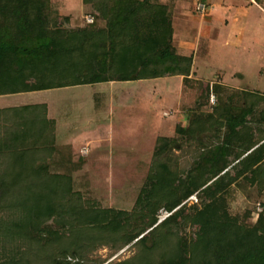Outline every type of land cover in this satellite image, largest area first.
<instances>
[{
  "label": "trees",
  "instance_id": "1",
  "mask_svg": "<svg viewBox=\"0 0 264 264\" xmlns=\"http://www.w3.org/2000/svg\"><path fill=\"white\" fill-rule=\"evenodd\" d=\"M48 2L0 0V97L167 77H183L186 86L192 80L194 56L179 55L173 12L166 5L154 0H84L92 6L97 24L72 31L64 27L70 18L49 12ZM100 21L106 27H100ZM206 90L208 98L209 85ZM213 90L218 102L213 114L197 106L188 127L177 128L176 138L160 140L158 168L137 202L144 211L164 206L172 212L196 192L179 190L185 181L179 178L173 150L187 144L188 150L195 148L190 170L194 181L207 186L199 194L200 205L181 207L148 234L154 217L140 227L136 220L143 216L136 211L85 210L73 202L66 175L49 176L48 167L32 164L37 144L55 141L56 123L48 119L46 105L1 109L0 207L8 204L21 215L0 228L2 237L25 241L29 247L48 246L36 264H82L68 257H82L102 245L117 252L133 241L142 251L122 264H264V214L252 228L230 215L227 194L235 179L226 171L238 162L233 166L236 179L247 174L252 184L264 182V145L255 149L264 140V129L256 138L252 127L264 125V94L224 85H214ZM52 219L58 227L49 225ZM78 223L85 228L73 233ZM189 223L208 230L189 241L180 236ZM155 235L162 242L158 257L157 243L147 246ZM14 263L33 264L23 256Z\"/></svg>",
  "mask_w": 264,
  "mask_h": 264
},
{
  "label": "rangeland",
  "instance_id": "2",
  "mask_svg": "<svg viewBox=\"0 0 264 264\" xmlns=\"http://www.w3.org/2000/svg\"><path fill=\"white\" fill-rule=\"evenodd\" d=\"M154 1L166 5L173 12L178 35L186 33L192 36L203 19L198 11V4L208 5L210 2V0ZM229 2L241 6V9H235L232 13V16H238L237 22L231 17L229 27H220L223 34L230 35L229 47L226 48L219 41V46L212 50L211 55L199 59L201 65L200 68L196 66L195 71L207 81L190 80V83L183 87L187 92L183 98L178 78H160L78 86L0 99V108L46 105L48 119L56 123L54 142L51 140L41 142L37 144L38 148L29 149L30 151L35 149L36 155L30 153L32 164L36 167L43 165L48 167L49 176L66 175L71 183L70 194L73 202L75 200L76 205H82L85 210L93 209L95 212L114 210L131 215L136 211L138 216L140 214L143 216L136 220L140 227L148 226L154 217L155 225L149 227L145 234L152 232L181 207L188 209L200 205L199 194H202L207 186L201 188L194 181L193 170H190L194 157L191 150L195 148L188 150L187 144L177 145L173 150L179 178L183 177L185 181L179 186V190L185 188L196 192L172 212L164 206L154 211H144L137 202L147 187L149 178L158 168L157 146L160 140L176 138L177 128L188 127L189 115L197 106H201L202 113L213 114L218 102L213 90L216 84L213 85L212 80L223 79L225 75L224 80L231 85L229 88L232 90L248 89L264 94V12L258 7L251 6L253 16L247 18V7H250L247 0ZM260 6L264 9V3ZM48 8L49 12H57L59 18H70V24L64 27L72 31L88 29L97 24L92 6H86L84 0H49ZM226 8H221L223 10L217 15L219 18L226 17ZM98 25L106 27L105 22L100 21ZM219 26L222 25L218 23ZM194 49L193 44L187 45L182 52L190 55L194 53ZM208 85L210 93L209 97L205 98ZM212 95L216 98L215 105L211 103ZM252 127L256 138L264 129V125L254 124ZM221 131L220 140L223 142L226 130ZM262 145L264 140L255 149ZM248 154L243 156V159ZM233 166L226 170L231 174V179H235L228 188L227 209L243 227L252 228L259 224L260 217L264 214V182L252 184L247 180V174L236 179ZM186 170L190 171V174H184L183 171ZM248 178L252 179L253 173H249ZM17 215L21 216L8 204L0 207V228L17 221L19 219ZM118 217L125 219L124 216ZM49 225L57 226L55 219H52ZM81 228L82 230L85 228L84 224L78 223L73 230ZM207 230L206 226L189 223L180 231V236L193 241ZM67 232L63 233L68 235ZM68 236L66 238H70L71 234ZM156 236L153 238L154 242H148L147 246H153L156 242L158 245L156 252H160L162 242ZM136 243L137 241H133L117 252L108 245H102L82 254V257L75 259L68 257V261L82 264H122L141 253V247L136 246ZM44 246L38 244L29 247L25 241L13 243L11 240H5L0 234V262L13 264L16 260L21 261L23 256L36 264L50 250L48 246L46 248ZM160 254L161 252L154 255L158 257ZM33 257L38 259L33 260Z\"/></svg>",
  "mask_w": 264,
  "mask_h": 264
},
{
  "label": "crops",
  "instance_id": "3",
  "mask_svg": "<svg viewBox=\"0 0 264 264\" xmlns=\"http://www.w3.org/2000/svg\"><path fill=\"white\" fill-rule=\"evenodd\" d=\"M261 3H264V0H247V5H250V7H247V18L248 16H253L251 15L252 13V7H258L259 9H261L264 12V9L261 8ZM209 6V14L206 17H203V19L200 21L199 26L196 28V32L194 34V36L192 35H188L186 33L184 34H180L178 35V31L176 30L175 27V23H174V45L179 53V55L181 56H186V57H190V56H194V66H193V75H192V79L195 80H205L203 77H201L195 70H196V66H199L200 68V63H199V59L201 57H207L209 55H211V52L213 49L217 48V46H219V41L220 43H223L226 48L229 47V43H230V35L228 34H223L222 32V28L225 27H229L231 22L230 19L231 17H233L236 22H237V18L238 16L233 15L232 13H234L235 9H241V6L236 5L234 3L229 2V0H225V1H221L218 0L217 2L210 0V2L208 3ZM252 6V7H251ZM223 7H227L225 12H226V17L225 18H219L217 15L219 13L220 10H223L221 8ZM224 12V14H225ZM218 23L222 26L218 27ZM222 27V28H220ZM181 33V32H180ZM194 45L195 49H194V53L192 54H185L182 52V50L187 48V45ZM223 76V75H222ZM220 76V77H222ZM169 78H178L180 83H181V97H185L187 95V92H185L184 90V79L183 77H167L164 79H169ZM225 75L223 77V79L219 78V79H214L213 81V85H224L227 87H230L228 85L227 82H225ZM156 80V79H155ZM235 87V86H234ZM244 89V88H242ZM245 90V89H244ZM247 90V89H246ZM22 95V94H19ZM13 96H17V95H13ZM11 96H1L0 99H6L9 98ZM40 104V103H38ZM42 104H46V103H42ZM26 105H32V104H26ZM34 105V104H33ZM14 106H5V107H1V109H7V108H12ZM54 119V118H52Z\"/></svg>",
  "mask_w": 264,
  "mask_h": 264
},
{
  "label": "built area",
  "instance_id": "4",
  "mask_svg": "<svg viewBox=\"0 0 264 264\" xmlns=\"http://www.w3.org/2000/svg\"><path fill=\"white\" fill-rule=\"evenodd\" d=\"M198 11L202 15V17H206L209 14L210 9H209V6L206 5L205 3H199L198 4ZM211 103L213 105L216 104V98L214 95L211 96Z\"/></svg>",
  "mask_w": 264,
  "mask_h": 264
}]
</instances>
